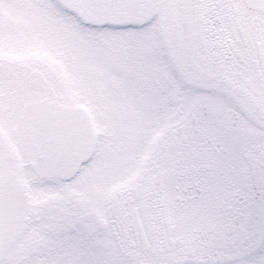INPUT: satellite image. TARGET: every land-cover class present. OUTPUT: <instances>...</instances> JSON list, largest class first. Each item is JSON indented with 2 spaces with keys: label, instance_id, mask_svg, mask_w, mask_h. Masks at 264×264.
Listing matches in <instances>:
<instances>
[{
  "label": "snow or ice",
  "instance_id": "1",
  "mask_svg": "<svg viewBox=\"0 0 264 264\" xmlns=\"http://www.w3.org/2000/svg\"><path fill=\"white\" fill-rule=\"evenodd\" d=\"M0 264H264V0H0Z\"/></svg>",
  "mask_w": 264,
  "mask_h": 264
}]
</instances>
